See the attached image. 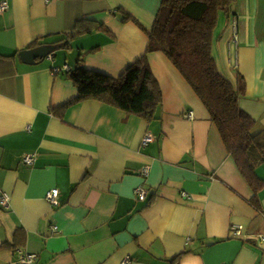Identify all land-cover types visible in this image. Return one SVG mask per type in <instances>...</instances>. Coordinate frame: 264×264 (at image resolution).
I'll use <instances>...</instances> for the list:
<instances>
[{"label":"crops","instance_id":"1","mask_svg":"<svg viewBox=\"0 0 264 264\" xmlns=\"http://www.w3.org/2000/svg\"><path fill=\"white\" fill-rule=\"evenodd\" d=\"M161 1L0 0V264H19V252L34 254L31 264H264V162L256 207L205 107L161 53L147 54L162 92L152 122L97 100L71 103L67 72L80 59L118 77L145 53ZM39 45L58 49L23 63L19 52ZM211 53L221 75L242 80L252 132L264 130V0L219 12ZM146 133L154 140L143 146ZM52 189L56 206L45 198Z\"/></svg>","mask_w":264,"mask_h":264},{"label":"trees","instance_id":"2","mask_svg":"<svg viewBox=\"0 0 264 264\" xmlns=\"http://www.w3.org/2000/svg\"><path fill=\"white\" fill-rule=\"evenodd\" d=\"M234 1L162 0L151 30L145 31L148 37L145 53L118 77L90 71L79 59L77 67L67 72V78L77 91L71 103L97 100L150 123L156 118L162 92L150 70L147 54L161 53L205 107L226 151L252 189L251 202L257 207L262 181L254 169L264 162V130L252 132L254 120L238 105L243 94L242 80L233 85L221 75L211 53L218 14L228 10ZM110 13L120 22H133L142 28L120 8ZM56 44L67 46L68 41L64 37Z\"/></svg>","mask_w":264,"mask_h":264},{"label":"built area","instance_id":"3","mask_svg":"<svg viewBox=\"0 0 264 264\" xmlns=\"http://www.w3.org/2000/svg\"><path fill=\"white\" fill-rule=\"evenodd\" d=\"M6 8H7V4L5 2H2L0 4V11H4ZM153 140H154V137L150 133H146L141 140V144L143 146H145V145H148L149 143L153 142ZM22 161L27 165H31L33 162V157H32V155L27 154L22 158ZM142 173L146 174L147 171L142 170ZM134 192H135V195L137 196L138 200L143 201L145 199V192L141 188H136ZM57 197H58V190L57 189L50 190L45 196L46 200L52 206H56L58 204ZM7 203H8V195L6 193H1L0 194V207L6 208ZM55 229H56L55 227H52L53 231H55ZM231 231L233 232V234L237 235V234H239L240 227L236 226V225L232 226ZM261 238L264 240V235L261 236ZM35 260H36V256L34 254H27V253L19 252L17 262L19 264H31ZM128 263H129V260L126 259L121 264H128Z\"/></svg>","mask_w":264,"mask_h":264},{"label":"water","instance_id":"4","mask_svg":"<svg viewBox=\"0 0 264 264\" xmlns=\"http://www.w3.org/2000/svg\"><path fill=\"white\" fill-rule=\"evenodd\" d=\"M57 49V45H39L31 49L20 51L19 57L23 63L32 65L36 63V59L46 58Z\"/></svg>","mask_w":264,"mask_h":264}]
</instances>
